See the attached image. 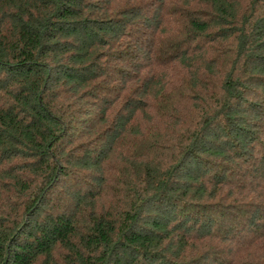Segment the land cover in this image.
Wrapping results in <instances>:
<instances>
[{"label": "trees", "instance_id": "16d2710c", "mask_svg": "<svg viewBox=\"0 0 264 264\" xmlns=\"http://www.w3.org/2000/svg\"><path fill=\"white\" fill-rule=\"evenodd\" d=\"M0 264H264V0H0Z\"/></svg>", "mask_w": 264, "mask_h": 264}]
</instances>
